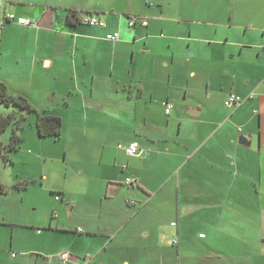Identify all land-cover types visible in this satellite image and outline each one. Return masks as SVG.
Masks as SVG:
<instances>
[{
  "label": "crops",
  "instance_id": "crops-1",
  "mask_svg": "<svg viewBox=\"0 0 264 264\" xmlns=\"http://www.w3.org/2000/svg\"><path fill=\"white\" fill-rule=\"evenodd\" d=\"M7 14L37 25L5 22L0 83L62 130L39 138L27 114L1 163L0 203L43 202L25 219L0 206V264H264V0H0Z\"/></svg>",
  "mask_w": 264,
  "mask_h": 264
},
{
  "label": "trees",
  "instance_id": "trees-1",
  "mask_svg": "<svg viewBox=\"0 0 264 264\" xmlns=\"http://www.w3.org/2000/svg\"><path fill=\"white\" fill-rule=\"evenodd\" d=\"M66 13L67 23L74 26L79 25V19L82 16H93L91 13H80L73 9L66 10ZM0 105L14 110L13 113L7 116L0 115V166L3 162H11L9 153L16 151L18 148L21 142L20 132L24 129L26 116L29 113L36 115L35 127L39 138L59 139L62 130V121L59 117L39 112L24 97L10 95L6 86L2 83H0ZM9 128L11 129L10 139L8 144L4 145L2 137ZM26 186L27 183H24L17 185L16 188L24 189ZM0 190L3 191L1 182Z\"/></svg>",
  "mask_w": 264,
  "mask_h": 264
},
{
  "label": "built area",
  "instance_id": "built-area-1",
  "mask_svg": "<svg viewBox=\"0 0 264 264\" xmlns=\"http://www.w3.org/2000/svg\"><path fill=\"white\" fill-rule=\"evenodd\" d=\"M6 21L9 23H15L25 28H29V27H33L37 25V21L35 19H27V18H22V17H16L14 14H7L4 21L0 22V36H1V30ZM79 24L90 26V27H101V28L105 27L104 22L95 16H82L79 19ZM127 24L130 28L135 27L138 24L142 26L148 25L146 20L139 19L137 17H130ZM117 36H118L117 34H110L106 37V39L108 41L114 42L117 40ZM242 102L243 100L240 97H237L231 94L229 95L227 100L224 102V106L227 108H233V107L239 106ZM171 108H172L171 105L166 104L165 113L169 114ZM119 148L121 147L119 146ZM126 152L129 156H140L141 155V151L139 150L136 144H130L126 149ZM133 183L134 181L132 179L125 180V185H132ZM174 225L175 223H173V226ZM79 232H81V230H79ZM58 257H59V264H65L70 259V254L68 252H63L59 254ZM90 259H91V255H86L83 258L81 264H90Z\"/></svg>",
  "mask_w": 264,
  "mask_h": 264
},
{
  "label": "rangeland",
  "instance_id": "rangeland-1",
  "mask_svg": "<svg viewBox=\"0 0 264 264\" xmlns=\"http://www.w3.org/2000/svg\"><path fill=\"white\" fill-rule=\"evenodd\" d=\"M211 2H216L218 0H208ZM253 20L250 18V16L245 17L241 23H245V24H250ZM131 107V106H130ZM160 111H161V107L160 105L157 106ZM134 108V106H133ZM31 116H33L34 114H30ZM164 114L161 113L160 114V118L164 119ZM127 121V122H126ZM127 125H129L130 127H134L135 126V119L134 116L132 114H128V119H126L124 121ZM139 122V121H138ZM26 128H29L28 125V120H26ZM124 140H128V138L130 137L129 134L122 136ZM135 134L132 135L131 138H134ZM119 144H123V141L120 139L118 141ZM122 146V145H121ZM124 150L126 149L123 148ZM43 201L39 200V197L36 196L35 194H33L32 192H24V193H17L11 190L9 196H6L2 202L0 203V206L5 210V212H9L11 214L16 215L17 217L21 218V219H25L24 217L28 216V215H36L39 214L41 212V203ZM36 206V207H34ZM36 209V210H34Z\"/></svg>",
  "mask_w": 264,
  "mask_h": 264
},
{
  "label": "water",
  "instance_id": "water-1",
  "mask_svg": "<svg viewBox=\"0 0 264 264\" xmlns=\"http://www.w3.org/2000/svg\"><path fill=\"white\" fill-rule=\"evenodd\" d=\"M248 139H249V137L241 136V137L239 138V142H240L241 145L249 146Z\"/></svg>",
  "mask_w": 264,
  "mask_h": 264
}]
</instances>
